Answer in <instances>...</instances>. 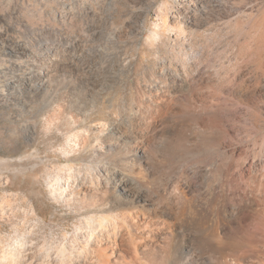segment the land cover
<instances>
[{
	"label": "rangeland",
	"instance_id": "obj_1",
	"mask_svg": "<svg viewBox=\"0 0 264 264\" xmlns=\"http://www.w3.org/2000/svg\"><path fill=\"white\" fill-rule=\"evenodd\" d=\"M220 2L232 14L228 20L211 11L216 19L193 26L186 40L179 41L165 32L162 47H156L148 36L156 21L164 19L168 27L179 29L171 17L181 9V0H0V264H69L70 258L71 264H84V242L79 240L75 254L69 257L68 244L86 213L82 211L83 203L68 195L62 181L78 178L83 184H95L92 172H96V166L107 164L106 160L95 161L97 150L76 147L73 135L87 132L90 146L104 147L106 131L115 121L129 124L134 114L144 113L157 93L160 95V91H148L145 69L167 57L174 59L178 67L187 68L193 79L192 91L179 100L183 112L195 107L202 110V103L211 102L213 109L222 110L225 116L223 126L229 129L232 147L246 150L251 156L260 153L264 146V27L252 28L249 22L264 14V0ZM139 11L147 21L141 36L133 31L144 22L137 16ZM103 16H107L106 23ZM259 29L263 34L258 35ZM121 31L127 35L117 39ZM109 41L125 46V57L135 60L134 72L98 78L95 108L86 125L67 132L54 120L50 123L54 86L38 88L41 84L36 74H52L51 62L66 58L69 44L75 42L81 49ZM251 46L261 49L253 60L247 54ZM67 91L62 87L63 94ZM191 93L199 98L196 105L190 100ZM178 126L172 143L166 142L169 138L163 133L156 142L155 137L148 142L152 155L166 156L170 165L180 160L183 145L188 143L183 137L188 136V130L182 123ZM210 128L200 127L199 131L219 135ZM242 162L232 159L225 150L211 149L191 155L181 166L200 165L216 172L213 185L211 182L207 189L218 192L219 187L227 189V182L232 188L229 179L233 172L242 171ZM256 172H264V168ZM57 183L62 185L58 198L53 193Z\"/></svg>",
	"mask_w": 264,
	"mask_h": 264
},
{
	"label": "bare ground",
	"instance_id": "obj_2",
	"mask_svg": "<svg viewBox=\"0 0 264 264\" xmlns=\"http://www.w3.org/2000/svg\"><path fill=\"white\" fill-rule=\"evenodd\" d=\"M211 11L227 20L232 15L220 0H181L179 12L170 16L179 29L168 27L165 19L162 25V21H156L148 39L153 46L162 47L166 32L184 41L193 26L216 19ZM143 15L142 11L137 14L139 19ZM253 19L249 22L252 28L264 27V14ZM103 21H108L107 16H103ZM146 28L144 18L133 31L141 36ZM261 29L258 35L264 32L260 33ZM125 35L127 33L121 31L117 39ZM68 46L66 58L51 62L52 74L40 71L35 76L41 84L38 88L54 86L50 103L53 110L48 120L50 123L54 120L58 128L67 132L87 124L95 108L94 89L98 78H103L101 75L117 78L135 70V60L126 58L125 46L118 43L81 49L75 42ZM257 47L247 50L252 60L261 50ZM145 74L150 82L148 91L155 94L160 91V95L157 93L144 113L134 114L129 124L111 123L104 147L90 146L87 132L73 135L76 147L89 146L92 151L97 150L95 161L106 160L107 166H96V172H92L95 184H83L78 178L62 181L68 187V195L83 203L82 211L86 213L68 244V257L75 254V246L80 245L77 242L81 240L84 242L81 250L86 254L84 264H264V172H256L264 168V146L260 153L252 156L246 150L232 147L229 129L223 126L225 116L222 110H214L211 102L202 103V110L195 107L183 112L185 109L180 108L179 100L192 91L193 79L187 68L178 67L174 59H163L155 67L146 68ZM62 87L67 88V93L61 92ZM190 97L193 104L199 102L196 93H191ZM179 123L188 130V136L184 134L186 131L183 133L188 143L183 145L180 160L170 165L166 156L156 158L152 155L148 142L154 137L156 142L163 133L169 138L166 142L172 143L177 137L173 134ZM200 127H212L220 133L204 135ZM160 143L158 141V145ZM211 149L225 150L232 159L245 162H242L243 172L232 173L231 189L227 182V189L219 187L218 192H214L215 189L212 192L207 187L216 172L200 165L181 166L191 155ZM179 167L183 168L181 172L177 171ZM55 186L53 193L58 198L62 185ZM67 262L71 264L72 259Z\"/></svg>",
	"mask_w": 264,
	"mask_h": 264
}]
</instances>
